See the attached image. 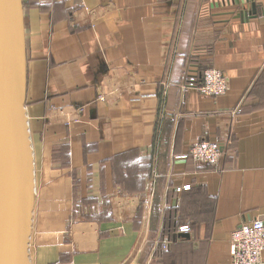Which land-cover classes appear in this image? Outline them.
Wrapping results in <instances>:
<instances>
[{"label": "crops", "instance_id": "crops-1", "mask_svg": "<svg viewBox=\"0 0 264 264\" xmlns=\"http://www.w3.org/2000/svg\"><path fill=\"white\" fill-rule=\"evenodd\" d=\"M23 5L24 109L0 123L5 264H231V232L264 220V0ZM210 67L225 94L199 90ZM201 140L218 164L182 157Z\"/></svg>", "mask_w": 264, "mask_h": 264}, {"label": "water", "instance_id": "water-1", "mask_svg": "<svg viewBox=\"0 0 264 264\" xmlns=\"http://www.w3.org/2000/svg\"><path fill=\"white\" fill-rule=\"evenodd\" d=\"M26 91V41L23 0H0V123L7 110L22 117ZM189 237L188 234H181ZM0 264H5L0 243Z\"/></svg>", "mask_w": 264, "mask_h": 264}, {"label": "built area", "instance_id": "built-area-1", "mask_svg": "<svg viewBox=\"0 0 264 264\" xmlns=\"http://www.w3.org/2000/svg\"><path fill=\"white\" fill-rule=\"evenodd\" d=\"M229 89L228 79L224 73L210 67L202 74V83L199 90L208 96L217 97L225 94ZM223 156V150L219 144L208 140H201L193 144L184 158L208 164H218ZM186 185L183 188L188 189ZM181 233L191 231L190 226L179 227ZM230 259L231 264H262L264 257V220L255 219L235 228L230 235Z\"/></svg>", "mask_w": 264, "mask_h": 264}]
</instances>
